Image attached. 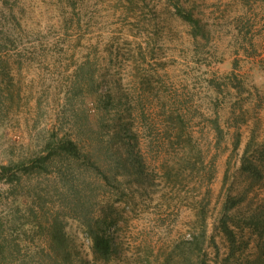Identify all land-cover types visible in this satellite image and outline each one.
<instances>
[{
  "label": "rangeland",
  "instance_id": "1",
  "mask_svg": "<svg viewBox=\"0 0 264 264\" xmlns=\"http://www.w3.org/2000/svg\"><path fill=\"white\" fill-rule=\"evenodd\" d=\"M250 138L260 162L264 0H0V264H175L196 213L224 264L232 198L227 264H263L245 219L264 217V178L239 172Z\"/></svg>",
  "mask_w": 264,
  "mask_h": 264
},
{
  "label": "trees",
  "instance_id": "2",
  "mask_svg": "<svg viewBox=\"0 0 264 264\" xmlns=\"http://www.w3.org/2000/svg\"><path fill=\"white\" fill-rule=\"evenodd\" d=\"M173 8L175 14L191 27L192 32H194L193 36H195L196 29H199V21L194 19L190 13H185L177 4H174ZM253 143L254 139L250 138L242 151L239 158V172L247 179L258 182L264 178V140L259 145L260 162H255L254 153L252 151ZM55 148L58 150V156L67 158L68 160H76L81 156L77 145L71 140H60L56 143ZM84 156L87 158L86 155ZM131 164L135 166L133 162H131ZM8 171L9 167L1 166L0 178H5L4 176H6ZM241 202L242 199L232 198L227 200L223 206V217L220 221L219 228L228 243V254L223 259L224 264L229 263L230 259L235 257V234L227 223L232 220L231 210L237 207ZM195 218L197 228L188 233L187 238L181 239L171 249V256L173 255L177 258L175 264H209L207 253L204 250V244L207 239L205 218L204 216H199V213L195 214ZM245 225L252 230H257V232L264 234V217L261 215H250V217L245 219ZM88 232L94 258L102 262L109 261L113 254V247L105 231H100L96 229V227H90ZM52 238L56 242L58 241L56 230ZM259 260L264 264V252L262 250L258 254V261ZM164 264H169L168 260Z\"/></svg>",
  "mask_w": 264,
  "mask_h": 264
}]
</instances>
